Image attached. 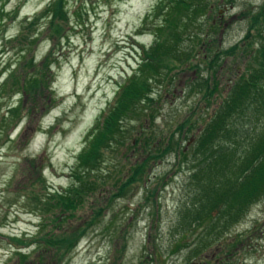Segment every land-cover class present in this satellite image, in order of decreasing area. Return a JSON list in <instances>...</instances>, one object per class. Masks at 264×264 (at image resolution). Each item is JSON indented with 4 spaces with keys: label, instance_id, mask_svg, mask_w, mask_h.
Here are the masks:
<instances>
[{
    "label": "rangeland",
    "instance_id": "1",
    "mask_svg": "<svg viewBox=\"0 0 264 264\" xmlns=\"http://www.w3.org/2000/svg\"><path fill=\"white\" fill-rule=\"evenodd\" d=\"M52 1L0 0V86L7 69L17 66L19 50L27 45L24 39L7 41V47L1 49L2 37L16 35L25 18L39 14ZM159 1L68 0L69 19L62 36L53 39L43 32L31 55L40 65L50 54L52 92L44 90L45 95H39V106L33 112L29 111L33 100L24 99L20 118L4 134L0 132V264H14L10 259L15 247H24L14 237L24 241L27 247L23 251L32 253L28 263L35 264L40 250L30 242L56 230L42 209V200L35 196L44 198L49 191L75 185L73 171L87 134L114 101L119 85L137 69L142 46L154 43L149 31L139 30L147 16L156 19L152 12ZM209 1L213 11L202 16L193 30L204 43L201 38H185L184 49L192 54L190 63L154 87L153 122L141 117L127 123L126 142L104 151V164L90 177L98 189L84 198L68 224L56 230L70 234L79 226L87 229L86 221L103 209L68 264H264V198L195 255L189 246L192 251L199 245L203 229H184L181 222V212L190 204L195 188L190 183L195 171L192 135L210 120L247 62L237 55L223 58L211 68L210 60L215 52L246 36L248 20L241 13L264 4V0ZM40 27L44 31L46 24L42 22ZM213 74L211 84L217 83L219 91L204 98V80ZM9 91L0 94V116L22 96ZM252 123L247 118L237 125L246 132L255 125ZM3 126L0 121V130ZM139 135L145 138L144 146L133 149L131 140ZM172 135L188 152L187 158L179 155L178 146L162 155L163 151L153 150L162 148L160 142ZM138 162L147 169L145 181L128 183V172ZM121 187L123 196H118Z\"/></svg>",
    "mask_w": 264,
    "mask_h": 264
},
{
    "label": "trees",
    "instance_id": "2",
    "mask_svg": "<svg viewBox=\"0 0 264 264\" xmlns=\"http://www.w3.org/2000/svg\"><path fill=\"white\" fill-rule=\"evenodd\" d=\"M67 4L68 0H53L39 14L25 18L16 35L2 37L5 42L1 49L7 47V41L11 43L24 39L27 42L18 52L17 66L7 69L8 75L0 86V94L11 90L22 95L17 103L8 105L0 116V121L4 123L3 130H0L2 134L7 126L20 118L25 108L24 99L33 100L29 109L33 112L39 106V95L44 96V90L52 92L50 54L38 65L31 53L43 32H48L53 39L60 38L65 32L69 19ZM213 8L209 0H160L152 12L156 19L150 20V16L145 18L139 33L149 31L155 38L154 43L142 46V57L137 69L119 85L114 101L102 112L87 134L86 145L73 171L77 180L75 185L63 191H49L44 198L35 196L40 202L42 200V209L56 230L61 229L64 223L68 224L75 217L76 209L84 204V198L98 189L97 183L90 177L104 164V151L126 142L127 123L140 120L141 117L153 122L150 108L155 101L154 87L174 70L190 63L192 54L184 49L185 38H201L195 36L193 30L199 25L202 16H207ZM241 15L248 20L246 36L230 48L215 52L210 67L214 68L223 58L241 55L247 60L245 71L232 80L226 98L210 120L192 135L195 171L191 174L190 183L195 188L192 189L194 193L190 204L181 212L184 229L193 226L203 229L199 233V245L192 251L191 246L187 245L192 255L209 248L216 236L227 233L247 215L255 203L264 198V4L258 8H248ZM42 22L46 24L44 31L40 29ZM214 77L213 74L204 80V98L214 96L219 91L217 83L211 84ZM247 118L255 125L241 132L237 123ZM142 136L131 140L134 142H130L133 149L144 146L141 144L145 139ZM160 143L162 148L158 146L153 149L159 154L175 150L178 146L179 155L187 158L188 152L180 146L181 142L174 135ZM140 164L136 163L137 166L129 170L128 183L145 181L147 169L144 163ZM122 188L117 190L118 196H123ZM102 211L100 208L86 221L89 226L87 229L79 226L69 234L63 229L57 232L54 228L53 232L49 231L37 241H31L30 244H36L35 249L40 250L35 264H68L87 230L99 221ZM13 240L24 247H15L11 262L31 264L28 262L32 259V253L23 251L27 247L24 241L17 237ZM177 247L180 249L181 245Z\"/></svg>",
    "mask_w": 264,
    "mask_h": 264
}]
</instances>
